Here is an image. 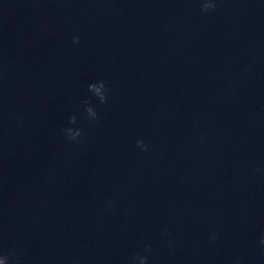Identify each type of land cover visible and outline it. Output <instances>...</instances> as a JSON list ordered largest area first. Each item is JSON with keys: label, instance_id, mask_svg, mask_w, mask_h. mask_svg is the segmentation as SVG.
<instances>
[{"label": "clouds", "instance_id": "1", "mask_svg": "<svg viewBox=\"0 0 264 264\" xmlns=\"http://www.w3.org/2000/svg\"><path fill=\"white\" fill-rule=\"evenodd\" d=\"M202 12H210L214 11L217 7L216 0H201ZM74 42L79 43V37H74ZM88 90L93 93L94 96L98 97L100 103L104 104L108 102V96H107V85L104 80H98L96 82L90 83L88 85ZM83 104L85 105V111L87 113V116L90 120H96L99 118V114L97 111L90 105L89 101L85 100L83 101ZM69 123L70 124H76V116H70L69 117ZM65 136L69 141L72 142H79L80 137L82 136L83 132L79 128H72L67 127L63 129ZM137 147H139L142 151L147 152L148 151V145L141 139L136 141ZM216 240V234H212L209 237V242L214 243ZM259 243L261 246H264V236L261 237ZM152 250L151 244H146L144 246V251L147 253H150ZM133 264H136L138 261V264H148L149 256L148 255H142L140 253H137L133 258ZM0 264H9V257L7 255L0 254Z\"/></svg>", "mask_w": 264, "mask_h": 264}]
</instances>
